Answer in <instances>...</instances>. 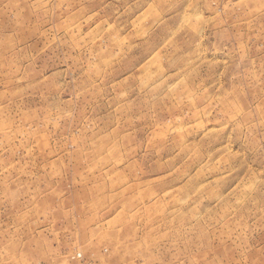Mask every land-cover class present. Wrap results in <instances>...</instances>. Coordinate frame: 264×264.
Returning a JSON list of instances; mask_svg holds the SVG:
<instances>
[{"label":"rangeland","instance_id":"obj_1","mask_svg":"<svg viewBox=\"0 0 264 264\" xmlns=\"http://www.w3.org/2000/svg\"><path fill=\"white\" fill-rule=\"evenodd\" d=\"M0 264H264V0H0Z\"/></svg>","mask_w":264,"mask_h":264}]
</instances>
